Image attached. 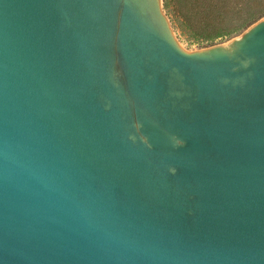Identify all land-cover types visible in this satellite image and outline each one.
<instances>
[{"label": "water", "instance_id": "water-1", "mask_svg": "<svg viewBox=\"0 0 264 264\" xmlns=\"http://www.w3.org/2000/svg\"><path fill=\"white\" fill-rule=\"evenodd\" d=\"M0 264H264V17L0 0Z\"/></svg>", "mask_w": 264, "mask_h": 264}, {"label": "trees", "instance_id": "trees-1", "mask_svg": "<svg viewBox=\"0 0 264 264\" xmlns=\"http://www.w3.org/2000/svg\"><path fill=\"white\" fill-rule=\"evenodd\" d=\"M183 15L202 8L208 33L200 41L208 44L218 38L240 34L264 17V0H179ZM186 4V7L184 6ZM186 16L185 18H188Z\"/></svg>", "mask_w": 264, "mask_h": 264}, {"label": "rangeland", "instance_id": "rangeland-1", "mask_svg": "<svg viewBox=\"0 0 264 264\" xmlns=\"http://www.w3.org/2000/svg\"><path fill=\"white\" fill-rule=\"evenodd\" d=\"M221 2L218 1V4ZM182 3L179 0H162V8L169 19L174 35L183 49L186 51H197L217 44H225L232 39L239 37L243 32L227 38H218L212 43L200 41L204 34L208 33L204 16L207 14L202 8L191 10L190 13L183 15L181 11ZM186 7V4L184 5ZM204 15V16H203ZM263 18V17H262Z\"/></svg>", "mask_w": 264, "mask_h": 264}]
</instances>
